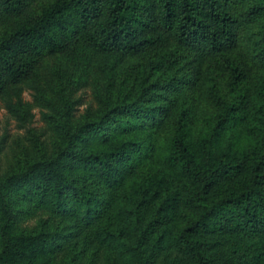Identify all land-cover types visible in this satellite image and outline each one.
Listing matches in <instances>:
<instances>
[{"label":"trees","instance_id":"16d2710c","mask_svg":"<svg viewBox=\"0 0 264 264\" xmlns=\"http://www.w3.org/2000/svg\"><path fill=\"white\" fill-rule=\"evenodd\" d=\"M46 1L0 0V100L44 124L0 167V264H264V0Z\"/></svg>","mask_w":264,"mask_h":264},{"label":"rangeland","instance_id":"374dc122","mask_svg":"<svg viewBox=\"0 0 264 264\" xmlns=\"http://www.w3.org/2000/svg\"><path fill=\"white\" fill-rule=\"evenodd\" d=\"M46 0H35V2L33 3V6L37 9L39 7V5H42L43 3H46ZM67 59L66 60V64L70 66V69L72 68V63L73 60H71V58H69L68 56H66ZM57 63V59L54 57H50L46 60V64L44 66V68L41 71L47 70L48 68L54 67L55 64ZM46 72H44V75L41 76L42 78H47L45 76ZM33 91L26 88L25 92L23 94V100L24 103L29 102L32 103L33 102ZM84 96L85 100L90 102L92 99V91L91 89H85V90H81L78 93V97L80 96ZM86 109V105H83L79 108V111L82 113L84 110ZM33 113L36 115V118L34 119V121L25 129H20L18 127V123L17 121L8 113L7 109L5 108L4 103L0 100V148L3 151L0 154V167H1V171H4V169L6 168H10L11 164L13 162H10L12 160V157H14L15 153L13 151V149L18 150L20 148V146H22V142H27L28 143V139L33 131V129L37 130L43 127V122L40 120V109L38 107H34L33 109ZM241 137V141H244V135H240ZM14 161V159L12 160ZM15 163V162H14ZM162 161L160 160V158L157 156L154 159V162L152 164V166H150L149 168H147V170H143V171H137V180L134 179V177L129 178L128 181L125 185H134L136 181H139L140 183L143 182L147 176V174L150 172L151 173V177L152 179L155 180V177L157 178L158 176H163L165 179V182L170 181V178L165 175L168 172V168L165 167L164 165H161ZM149 169V170H148ZM139 173H143V175ZM169 174L173 175L175 177V174L172 172H169ZM141 177H143V179H141ZM154 177V178H153ZM147 178H150L147 176ZM141 179V180H140ZM133 183V184H132ZM26 226L30 227L31 229L33 228H39L41 225V222H38V219H29L26 220Z\"/></svg>","mask_w":264,"mask_h":264}]
</instances>
